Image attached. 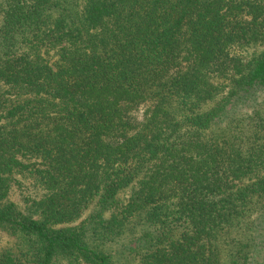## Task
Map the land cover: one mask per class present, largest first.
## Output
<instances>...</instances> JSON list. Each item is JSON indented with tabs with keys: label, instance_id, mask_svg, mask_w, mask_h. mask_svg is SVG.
Instances as JSON below:
<instances>
[{
	"label": "trees",
	"instance_id": "1",
	"mask_svg": "<svg viewBox=\"0 0 264 264\" xmlns=\"http://www.w3.org/2000/svg\"><path fill=\"white\" fill-rule=\"evenodd\" d=\"M263 91L264 0H0V264H264Z\"/></svg>",
	"mask_w": 264,
	"mask_h": 264
},
{
	"label": "rangeland",
	"instance_id": "2",
	"mask_svg": "<svg viewBox=\"0 0 264 264\" xmlns=\"http://www.w3.org/2000/svg\"><path fill=\"white\" fill-rule=\"evenodd\" d=\"M259 99L264 100V91ZM16 182H13L9 191L10 200L14 201L21 209L25 210L28 200L37 198L40 194V187L29 176L16 175ZM129 188L119 194L120 200H125L128 196ZM14 236L0 230V246H11L14 243Z\"/></svg>",
	"mask_w": 264,
	"mask_h": 264
}]
</instances>
